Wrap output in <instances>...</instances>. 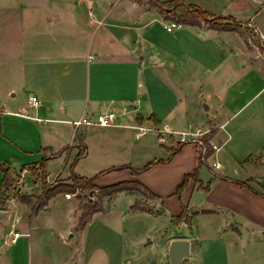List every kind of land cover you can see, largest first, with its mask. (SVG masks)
<instances>
[{
  "label": "crops",
  "instance_id": "1",
  "mask_svg": "<svg viewBox=\"0 0 264 264\" xmlns=\"http://www.w3.org/2000/svg\"><path fill=\"white\" fill-rule=\"evenodd\" d=\"M162 1L63 0L43 17L27 16L22 1L21 34L8 37L0 25V48L7 38L15 45L0 55V164L14 178L48 156L47 179L70 182L72 171L94 176L113 166L141 168L168 158L159 143L175 145L181 132L201 130L219 145L208 157L209 170L202 171L189 141L168 162L138 174L129 167L107 171L94 179L97 186L138 180L156 194L149 198L151 210L132 208L146 197L143 191L122 190L103 194L102 207L83 224L85 192L58 191L36 208L29 196L7 192L0 198V264H170L175 238L191 240L183 264H225L206 258L198 243L224 247L227 256L230 234L252 245L245 228L253 226L264 239V195L237 182L264 192V0H184L240 24L223 29L185 23L174 31L165 26L172 18ZM111 109L119 113L115 125L72 123ZM138 122L160 132L137 137ZM82 147L86 151L72 168ZM152 148L159 154L135 162ZM198 166L201 181L190 179L181 199L178 186ZM23 180L16 183L31 190ZM182 203L191 220L209 221L210 233L206 226L205 234L198 233V225L191 232V220L176 219Z\"/></svg>",
  "mask_w": 264,
  "mask_h": 264
},
{
  "label": "rangeland",
  "instance_id": "2",
  "mask_svg": "<svg viewBox=\"0 0 264 264\" xmlns=\"http://www.w3.org/2000/svg\"><path fill=\"white\" fill-rule=\"evenodd\" d=\"M23 0H0V25L2 26V29L5 31V33L12 35L13 37L16 35V38L21 34L20 31L22 28H20L18 24L19 15H20V8L24 6L27 2V10H30V13H27V16L32 17H43L46 12L49 14L52 12H56L60 6L58 4L62 2L63 0H25L26 2H22ZM75 1V0H73ZM59 2V3H58ZM154 2V1H153ZM160 6L163 10V12L171 18L179 19L178 15H176L172 9L170 8L171 5L165 3L164 1L160 2ZM32 7H35L32 8ZM82 14H87L88 10L86 7L82 6L81 10ZM181 20V18H180ZM209 23L207 21H200V23ZM30 29V28H29ZM27 29V31H30ZM253 35V34H252ZM254 36V35H253ZM254 41L256 40V37H253ZM260 45V49L263 50L264 53V46ZM15 48L14 42L12 38H7L6 42L3 44V47L0 48V55L5 52V54L12 53ZM11 50V52H9ZM140 140H135L136 144H139ZM160 150L163 151V148L167 149L166 144L159 143L158 144ZM159 150L156 148H152V151L150 152V156L140 158L135 160L136 163H144L146 159L149 157H155L159 154ZM209 161L210 158H209ZM208 162V160H207ZM38 171L39 174H42V170L38 167L32 168L29 172H25L24 176H21L22 174L20 172H17L14 178H11L7 183L4 184L3 189H1V195L0 198L4 197L5 193L9 194H16L19 196H29L31 200V205L33 208H36L38 205L42 206L43 203L46 201L47 197L49 196V193L53 188L55 187V190L63 189L65 188V182L67 177H58L54 180H48L43 179L37 175ZM209 170L208 164L206 162L202 163V171L207 172ZM24 179L21 183V185H24L25 187L29 188L23 189L20 187L16 181L19 180V178ZM71 182V180H70ZM39 186L40 188H38ZM130 186L137 187L138 189H141L146 195V197L142 198L140 200L141 206H147L150 207V194L147 193L145 190H143L141 187H138L137 184L131 183ZM35 187V188H34ZM37 187V188H36ZM69 192H85V198L82 202L90 204V201H88V193L90 192L89 189H82L80 187H77L75 191L68 190ZM35 192V193H33ZM95 196V199L97 202H100L102 200L103 191L101 189H98L94 191L93 193ZM90 200V199H89ZM82 209V208H81ZM90 209V207H86V210ZM192 219V218H191ZM190 219V220H191ZM192 225L193 228H191V232L195 231L196 227L194 228V225L198 227V233L205 234L204 233V226H206L207 233H210L209 228L207 227L209 225V221L205 217H198L197 219H193ZM190 221V222H191ZM188 228H185L184 232H186ZM246 235L245 237H249L250 239H253V241L250 243L252 245H249V243L246 241L243 243L241 240H236L234 235H229L228 240L231 241V243L227 246V256L225 255V249L224 247L219 246H210V243L208 241H200L198 244L202 245V247H199L203 250L205 253L206 258H208L211 261H221L225 264H264V239L261 238V230L257 227L248 226V228H245ZM244 237V240H245ZM256 247H254V246ZM198 248V247H197ZM250 256H249V255ZM216 263V262H215Z\"/></svg>",
  "mask_w": 264,
  "mask_h": 264
},
{
  "label": "trees",
  "instance_id": "3",
  "mask_svg": "<svg viewBox=\"0 0 264 264\" xmlns=\"http://www.w3.org/2000/svg\"><path fill=\"white\" fill-rule=\"evenodd\" d=\"M165 3L171 5V9L172 11L178 15L179 20L181 18V20L184 23H191V24H199L201 20H205L207 22H209L212 26L218 27V28H223V29H237L239 26V20L233 16L230 15H216L212 12H209L197 5L194 4H189L186 3L184 0H166L164 1ZM152 119H154V122L157 123L158 119L156 116L152 115L151 116ZM209 137L205 136V143L207 145V149H208V156H210L211 154L214 153V149L211 145V143H209ZM82 143V140H80V145ZM185 144L184 141H177V143L175 145H168L167 149L170 152V156L168 158H154L152 160H150L146 165H144L141 168H136L131 164H123L121 166H113L110 168H106L104 170H101L99 173L95 174L94 176H85V175H81L75 171H72L70 176H69V180H71V182H65V185L63 189H58L55 190V187L53 188V190L50 191L49 196L47 197L46 201L43 203H47L49 197L51 195H53L54 193L58 192V191H68V190H72L75 191V189L77 187H80L82 189H89V191L91 190H96V189H101L103 191L104 194H113L115 192L118 191H122V190H132L135 187L130 186L131 183L137 184L138 187H141L143 190H145L147 193H149L152 196H155L156 194L151 191L147 186H145L143 183H141L138 180H125V181H119V182H115L106 186H97L93 181L94 179L107 172L110 170H118V169H122L125 167H129L132 169L134 174H138L148 168H150L153 164L155 163H166L168 162L181 148L182 146ZM85 149L82 147L80 148L79 152L77 153L74 161L72 162V168L75 165V163L77 162V160L82 157V155L85 153ZM49 160L48 156H44L39 168L42 170V174H39L38 171L37 175L41 178H43L44 180L47 179L46 175H47V162ZM205 161H203V159H201V163H204ZM0 169L3 171V184L7 183V181H9L12 176L10 175V173L8 172V170L6 168H4L2 166V164H0ZM199 173H200V166H198L197 168H195V170L193 172L187 173L184 177L183 182L178 186V190H177V194L178 196L182 199V192L185 188V186L188 184L190 179H194L196 182H200V178H199ZM239 183L245 184L247 186H249L253 191L263 194L264 192H261L253 187H251L249 184H247L246 182L243 181H237ZM212 184V180L208 182L207 185L204 186V188L206 190H208L210 188V185ZM137 188V187H136ZM138 189V188H137ZM141 190V189H140ZM0 195H1V191H0ZM95 195L93 194L90 195V192L88 193V201H90V204L88 205L87 203L82 202L80 207L82 208V213L80 216V224H83L84 221L89 217V215L91 214V211L95 210V209H99L102 207V202H97L95 197ZM3 199H0V205H3ZM86 207H90V209L86 210ZM133 209H137V208H144V209H149L151 210V208L147 207V206H141L140 205V201L137 200L133 205H132ZM176 219L178 221H190V216L187 213V207L184 203H182V211L179 215H177Z\"/></svg>",
  "mask_w": 264,
  "mask_h": 264
},
{
  "label": "built area",
  "instance_id": "4",
  "mask_svg": "<svg viewBox=\"0 0 264 264\" xmlns=\"http://www.w3.org/2000/svg\"><path fill=\"white\" fill-rule=\"evenodd\" d=\"M184 24L185 23L182 20L174 19V18L169 19L165 22V26L167 30L169 31H174L175 29L182 27ZM31 100L37 101V96L35 95L31 96ZM118 116H119L118 111L111 109V110L101 111L95 114H85L81 116L80 118L73 120L72 123L74 124L75 128H79L83 125L85 126L97 125L101 127H106V126H112V125L117 124ZM133 127L137 129V132H136L137 137H140L146 134L149 130H155V131L160 132V129H157V127H153V126L147 125L145 123H140V122L133 125ZM205 136H206V131H201V130L183 131L181 132L179 141L193 142L196 145L200 158L203 159V161L207 162L209 156L207 154L208 149L205 143ZM208 140H209V143H211L214 149V152H215L219 148V145L210 139ZM214 165L216 167L220 166V164L217 162H214ZM65 194L67 196H70L72 193L66 192ZM14 235H18V232H15Z\"/></svg>",
  "mask_w": 264,
  "mask_h": 264
},
{
  "label": "water",
  "instance_id": "5",
  "mask_svg": "<svg viewBox=\"0 0 264 264\" xmlns=\"http://www.w3.org/2000/svg\"><path fill=\"white\" fill-rule=\"evenodd\" d=\"M95 190L90 191L93 196ZM3 212L0 210V217ZM191 256V240L189 238H175L170 243V264H183L184 259Z\"/></svg>",
  "mask_w": 264,
  "mask_h": 264
}]
</instances>
